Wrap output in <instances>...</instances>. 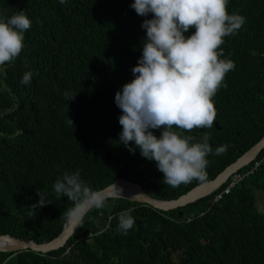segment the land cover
I'll return each mask as SVG.
<instances>
[{"label":"trees","instance_id":"trees-1","mask_svg":"<svg viewBox=\"0 0 264 264\" xmlns=\"http://www.w3.org/2000/svg\"><path fill=\"white\" fill-rule=\"evenodd\" d=\"M132 3L0 0V13L25 10L31 20L21 53L0 70V234L37 243L57 236L73 203L57 198L53 188L64 172L79 170L82 181L99 190L120 170L121 178L141 183L159 199L201 183L164 184L155 161L143 158L138 148L130 153L118 141L121 110L114 96L133 79L145 38L141 23L151 18L137 15ZM233 11L245 23L221 45V58L231 59L235 68L213 97L219 128L184 133L194 142L210 136L206 180L264 135V0H229L228 12ZM26 71L33 73L28 85L21 83ZM152 131L159 137L162 129ZM225 144L226 153L216 155ZM263 155L264 148L257 157ZM221 187L168 211L107 198L104 208L87 213L64 246L45 253L0 252V264H264V211L257 206L258 197L264 199V161L213 203ZM37 191L50 203L32 216ZM128 209L135 224L122 234L118 218ZM173 253L180 255L177 263Z\"/></svg>","mask_w":264,"mask_h":264},{"label":"clouds","instance_id":"clouds-1","mask_svg":"<svg viewBox=\"0 0 264 264\" xmlns=\"http://www.w3.org/2000/svg\"><path fill=\"white\" fill-rule=\"evenodd\" d=\"M59 2L64 4L66 0ZM228 3L229 0H133L130 5L137 15L151 14V18L141 23L145 38L142 54L131 69L133 79L114 96L121 110L118 141L130 153L138 148L143 158L155 161L164 184L174 188L207 178L206 157L213 151L208 142L210 136L204 134L202 140L194 142L192 135L184 133L194 128H212L217 123L213 97L224 86L226 74L235 68L231 59L221 58V45L225 37L235 35L245 23V17L238 12H228ZM30 28L31 20L25 10L11 16L0 13V70L19 56L25 32ZM190 29L194 32L186 36ZM32 76L31 71H26L21 83L30 84ZM155 129H162L159 137L153 134ZM130 142L134 146H129ZM227 149L226 144L219 146L215 154L222 155ZM53 188L57 198L66 196L73 202L67 216L76 227L83 226L89 211L106 205L105 190L89 187L79 170L64 172ZM112 188L119 190L115 195H120L122 189L115 184ZM37 195L39 200L30 206L32 216L36 209L50 203L45 194L37 191ZM260 210L264 211V205ZM132 211L119 215L122 234L135 224Z\"/></svg>","mask_w":264,"mask_h":264},{"label":"water","instance_id":"water-1","mask_svg":"<svg viewBox=\"0 0 264 264\" xmlns=\"http://www.w3.org/2000/svg\"><path fill=\"white\" fill-rule=\"evenodd\" d=\"M215 126L219 128L217 123H215ZM263 148L264 135L259 141L243 152L235 161L227 165L216 175V177L203 181L189 189L187 192L172 199H159L152 197L146 192V189L142 187V184L121 178L120 170L117 171L116 178L112 183L99 190H105L107 198L128 199L133 202L149 205L157 210L168 211L183 207L189 203L196 202L197 200L208 196L214 190L219 188L227 180L231 173L247 165L252 159L256 158ZM130 170H132V168H130ZM113 184L122 189L120 195L114 194L119 190L113 189ZM76 228L77 227L73 225L67 217L62 230L57 236L49 241H43L40 243L31 239L26 240L17 238L10 234H0V252L16 253L25 250H32L35 252L45 253L56 250L64 246L69 237L75 232Z\"/></svg>","mask_w":264,"mask_h":264},{"label":"built area","instance_id":"built-area-1","mask_svg":"<svg viewBox=\"0 0 264 264\" xmlns=\"http://www.w3.org/2000/svg\"><path fill=\"white\" fill-rule=\"evenodd\" d=\"M264 161V157L255 158L251 161V164L248 168L244 169L243 171L239 172L238 170L233 172L228 179L225 181V185L218 190L215 195L213 196V203L218 202L224 198L225 195H228L232 192V190L238 186L239 181H241L244 177L252 174ZM189 217H187L186 221H189Z\"/></svg>","mask_w":264,"mask_h":264},{"label":"rangeland","instance_id":"rangeland-1","mask_svg":"<svg viewBox=\"0 0 264 264\" xmlns=\"http://www.w3.org/2000/svg\"><path fill=\"white\" fill-rule=\"evenodd\" d=\"M263 205H264V199L259 196L258 199H257V206L260 208V209H263ZM170 258L172 259V261L174 263H177V261L179 260L180 258V255L177 254V253H173L171 254Z\"/></svg>","mask_w":264,"mask_h":264},{"label":"flooded vegetation","instance_id":"flooded-vegetation-1","mask_svg":"<svg viewBox=\"0 0 264 264\" xmlns=\"http://www.w3.org/2000/svg\"><path fill=\"white\" fill-rule=\"evenodd\" d=\"M137 183H139V182H137ZM141 184V183H140Z\"/></svg>","mask_w":264,"mask_h":264}]
</instances>
